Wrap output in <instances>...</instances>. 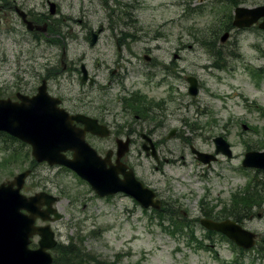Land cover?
<instances>
[{
	"label": "rangeland",
	"instance_id": "rangeland-1",
	"mask_svg": "<svg viewBox=\"0 0 264 264\" xmlns=\"http://www.w3.org/2000/svg\"><path fill=\"white\" fill-rule=\"evenodd\" d=\"M61 1L64 22H60L59 36L52 38L61 43L59 51L35 45L22 32L0 35V98L13 97L15 92L33 94L45 78L46 57L59 62L65 47L67 69L61 71L57 63L59 75H51L49 85L73 101L87 95L95 105L103 104L109 120L122 125V131L132 125L153 132L161 157L168 161L156 165L137 145L126 160L143 182L156 189L165 208L183 215L193 228L172 234L173 227L128 197L99 198L73 172L37 165L23 192L59 196L56 208L62 219L51 225L59 245L54 249L56 264L59 247L69 243L88 258L84 257V264H264V201L248 213L244 207L237 212L232 201L236 192L248 190L264 196V172L241 166L246 150H264V110L256 107L264 109V32L255 26L232 28L235 7L223 0ZM263 4L264 0H242L240 6ZM98 29L96 44L89 46L90 31ZM224 32L230 35L222 44L219 37ZM146 55L158 64L154 82L148 76ZM80 63L97 75L93 88L80 83V74L75 77ZM117 64L128 68L122 78L112 74ZM186 76L198 80L195 97L187 93ZM162 77L165 82L157 85ZM134 93L143 108H157L163 99L168 100L161 115L164 128L151 129L154 119L134 118L130 106L136 103L130 101ZM172 130L175 136L167 138ZM219 135L231 144L233 157H218L206 168L191 155L189 145L211 153L212 138ZM112 139L113 134L89 142L104 154L115 150ZM11 149L15 159L9 158ZM27 154L24 147L0 135V183L30 168L28 158H22ZM201 202L211 214H221L228 204L230 215L239 216L244 228L257 235L255 246L242 252L219 235L208 236L194 219L202 216Z\"/></svg>",
	"mask_w": 264,
	"mask_h": 264
},
{
	"label": "water",
	"instance_id": "water-1",
	"mask_svg": "<svg viewBox=\"0 0 264 264\" xmlns=\"http://www.w3.org/2000/svg\"><path fill=\"white\" fill-rule=\"evenodd\" d=\"M260 19L262 21L257 27L264 31V5L251 9L239 6L234 10L232 25L238 29L249 28ZM29 25L31 29V23ZM227 38L228 33H224L219 40L223 43ZM96 39L97 34L92 33L90 46ZM81 69V81L84 82L86 69L83 65ZM186 80L189 84V95L196 96L197 81L192 77H187ZM16 96L20 102L0 99V132L28 144L36 162H47L49 166H64L72 170L81 179L86 180L95 194L100 197L123 192L133 197L142 208H160L159 201L153 200L154 193L142 187L135 180L133 172L126 171L125 165L119 161L120 156L128 150L127 141L124 144L118 143L117 164L107 169L110 153H107L105 159H101L83 139L85 131L105 137L108 134L105 127L98 126L95 120L92 121L84 116H69L63 109L57 108L58 100L48 96L44 81L37 88L34 96L21 94ZM73 120L84 124L85 129L81 131L73 127ZM173 134L174 132H171L168 137H172ZM213 143L215 154L232 156L230 146L223 137L214 138ZM144 149L145 151L151 149L152 157L155 156L154 147L151 145ZM67 151L73 152L71 158L63 155ZM192 153L199 162L208 166L216 159L212 154L198 152L194 148ZM242 166L264 170V152H246ZM29 173L30 171L26 170L11 181L0 184V264L52 263L48 250L55 245L53 232L49 226L36 227L34 223L37 218L42 221L59 220L61 215L52 207L58 199L45 193H37L32 197L21 195L20 189ZM119 173H123V180L119 181ZM43 205L46 209H42ZM50 215L54 218H50ZM199 223L207 230L227 236L237 247L248 250L255 243L256 235L230 220L212 222L202 219ZM33 235L40 237L36 250L28 249L29 238Z\"/></svg>",
	"mask_w": 264,
	"mask_h": 264
},
{
	"label": "flooded vegetation",
	"instance_id": "flooded-vegetation-1",
	"mask_svg": "<svg viewBox=\"0 0 264 264\" xmlns=\"http://www.w3.org/2000/svg\"><path fill=\"white\" fill-rule=\"evenodd\" d=\"M61 4H62L61 0H0V35L5 36L11 33L22 32L24 36L34 41L35 45L42 46L44 49H48L49 47L54 46L57 49V51H59L58 47L60 46L61 43L57 40H52V38L59 36V31L61 27L60 22L61 21L64 22ZM51 11H53V13ZM29 23H31V29H29V26H30ZM65 39H66V35H65ZM117 48L118 50H120L119 45L117 46ZM61 49H62V53H61L62 55L59 58V62H57V59H54L55 57H50V55L46 57L45 63L43 64V68L46 71L45 76H44L45 78L40 80V81L42 80L45 81L46 90L48 94L52 98H55L58 100V106L64 109L69 115H75V114L85 115L93 120L96 119L99 125L107 127L110 130V134L106 136V138H109L110 135L113 134L112 140L114 142V149H115V145L118 144V141L120 139L128 140V145H129L130 150H132L131 147L135 145L139 146V148L141 149L143 148V145L144 147L146 145H151L152 147H155V150L157 152V158H159V162H157V165L160 166L161 162L163 163L167 162L168 161L167 158L161 157L160 148L158 147L159 144H157V140L154 138L155 135L153 132L144 130V129L140 130L139 128L133 127L132 125L125 126L124 130L122 131L121 130L122 125L120 124L114 125L109 120L110 114H107V107L104 106L103 104L100 106L95 105L94 103L88 100L87 95H83L81 97V100L73 101L70 99V96L63 95L57 90V88H52L49 85V81H51V75H54V76L59 75V71H57L59 66L57 63H59V65L61 66V71H65L67 69V63L65 61V47H61ZM150 60H151V57L149 61L147 62L149 63L147 72H149L148 76L151 79H153V82H154L155 78H153L152 76L156 77L157 72H158V69H157L158 64L151 63ZM115 63H118V60L115 61ZM81 64L83 63H80V65ZM160 69H163V67H161ZM80 72H81L80 69H79V73L77 70V73H75V77H78ZM86 72H87L86 81L81 82L80 79L79 81L80 83H87L88 87L93 88L94 84L97 82V80H95L97 78V75L95 74L91 75L88 69H86ZM127 72H128V68L121 67L119 64H117L116 69L112 74H116L118 78H122L123 76H125V74H127ZM165 80L166 79L163 77L161 79H157L156 84L161 85L162 83L165 82ZM116 82L117 81H115L114 83L116 84ZM83 92L85 93V90ZM33 94H30L29 96H32ZM10 99L13 101L16 100L15 97L10 98ZM167 102L168 100L163 99L160 103L156 105L157 108H154L152 105H150L148 108H145L146 114L147 113L150 114L149 117H145L146 116L145 114L144 115L135 114L134 118L139 121L141 119L142 120L149 119L150 121L154 119L151 129L153 128L156 130L159 128H164L166 126V124L164 123L165 116L162 117L161 115L163 111L165 110L164 106H166ZM156 109H159L158 111L159 114L158 112H156ZM72 125L80 130H83L84 128L83 125L79 123L73 122ZM142 134L147 136L148 139L142 136ZM177 134L180 135V133H177ZM85 138L88 141L90 140L103 141L106 139V138H100L96 135L93 136L90 133H85ZM12 140L14 141L16 145H20V146L22 145L27 150L28 152L27 157L24 156L23 160L28 158L29 164L31 165L30 166L31 174L35 166L46 165L45 163H35L33 161V159L30 156L29 146L21 142H17L15 139H12ZM112 150L113 149H107L104 154H101L97 149V151L101 154V155L99 154L100 156H104L107 153H111ZM69 155L70 154L67 153V156ZM127 155L128 154H126L121 160L123 161L124 164H126L127 169H130V170L132 169V171H134L136 179L146 186L147 184L140 179L135 168L130 165L128 160H126ZM145 157L148 158L146 155ZM114 158H115L114 155L110 158L112 163H115L116 161ZM155 169H158V167L155 166ZM242 192H239L236 196L237 212L241 209V207L244 206V201H242V197L246 192H243V193ZM155 193H156V196L158 197L157 191H155ZM160 201L162 204L164 203L163 199L161 198H160ZM225 208H229L228 204L225 205ZM256 208H258L257 205H254L251 211ZM221 216H224V215H221ZM39 223H40L39 221L36 222L37 225L41 224ZM52 224L53 223H51V225ZM37 239H38L37 237L33 238L31 247L34 248V243L37 241ZM55 247L51 250V253L55 252L54 251Z\"/></svg>",
	"mask_w": 264,
	"mask_h": 264
},
{
	"label": "trees",
	"instance_id": "trees-1",
	"mask_svg": "<svg viewBox=\"0 0 264 264\" xmlns=\"http://www.w3.org/2000/svg\"><path fill=\"white\" fill-rule=\"evenodd\" d=\"M225 1V3L227 5H232L234 7L238 6L239 4L242 3V0H223ZM132 102V101H131ZM131 106V109L134 111V113L136 114H141V115H146V109L142 107L141 103H131L130 104ZM11 155H9V158L11 159H15L16 158V153L15 151H13L11 149ZM264 201V196L262 193H256L254 194L253 196H249L247 195L243 201H244V211L248 213V209H250V207L253 205V204H259V201ZM202 208V207H201ZM205 209V208H204ZM164 212V211H163ZM163 212H158V216L160 218V220H166L168 221V227H173L175 229H172V230H184V229H190L191 227L193 228L192 226V223H189L185 220L184 217L182 216H175L174 217V213L173 214H169V216L166 218L165 216H161L160 213H163ZM206 212V211H205ZM204 212V214H205ZM207 215V214H205ZM207 217H210V216H207ZM233 220L235 222H239V219L238 217L239 216H236V215H233L232 216ZM184 222H187L189 224H186ZM194 232L191 231L190 234H193ZM207 235L210 236V235H213L212 232H207ZM58 255H59V263L58 264H84V257H85V254H83V252L75 245H73L72 243H69L67 246L65 247H60L59 250H58ZM57 257V256H56ZM83 258V259H81ZM87 258V257H85ZM88 259V258H87ZM94 260V259H92ZM58 261L57 258H55V261H54V264H56Z\"/></svg>",
	"mask_w": 264,
	"mask_h": 264
},
{
	"label": "bare ground",
	"instance_id": "bare-ground-1",
	"mask_svg": "<svg viewBox=\"0 0 264 264\" xmlns=\"http://www.w3.org/2000/svg\"><path fill=\"white\" fill-rule=\"evenodd\" d=\"M137 103H139V101Z\"/></svg>",
	"mask_w": 264,
	"mask_h": 264
}]
</instances>
